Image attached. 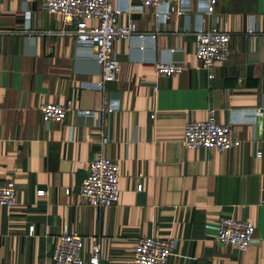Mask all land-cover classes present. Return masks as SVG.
I'll return each instance as SVG.
<instances>
[{
	"label": "crops",
	"instance_id": "crops-1",
	"mask_svg": "<svg viewBox=\"0 0 264 264\" xmlns=\"http://www.w3.org/2000/svg\"><path fill=\"white\" fill-rule=\"evenodd\" d=\"M215 1L206 15V0H181V13L158 26L152 8L109 0L121 24L133 21L155 39L144 50L116 40L119 80L98 92L100 67L87 46L60 33L46 0H0V184L15 188L14 207H0V264H53L64 228L84 238L85 264L93 239L100 264H131L145 237L176 240L168 264H264V0ZM211 28L230 36L213 79L194 57V33ZM157 61L185 70L158 76ZM68 100L64 122L42 121L41 105ZM104 106L103 116H88ZM209 109L231 124L238 148L183 147L186 124L205 121ZM99 151L118 164L120 192L116 205L94 210L78 190ZM221 217L254 226L245 252L216 243Z\"/></svg>",
	"mask_w": 264,
	"mask_h": 264
},
{
	"label": "built area",
	"instance_id": "built-area-1",
	"mask_svg": "<svg viewBox=\"0 0 264 264\" xmlns=\"http://www.w3.org/2000/svg\"><path fill=\"white\" fill-rule=\"evenodd\" d=\"M138 9L152 8L158 26L164 25L176 10L181 0H136ZM206 15H213L215 0H206ZM44 7L48 14L60 16L61 34H72L79 45L87 46L89 54L100 67V82L96 90L103 92L106 84L119 80L120 62L114 52L116 40H137L139 49L154 47V34L139 35L133 21L120 23L121 11L114 8L109 0H46ZM159 28L156 29V32ZM1 36V33H0ZM194 57L199 67L213 79L212 69L217 64L228 61L230 36L219 32L216 28L208 31H196ZM158 76L169 77L185 70L182 62L154 63ZM107 103V102H106ZM72 101L64 104H43L39 107L44 123H62L72 112ZM256 110L255 114H261ZM108 110L101 108L98 113L87 112L92 119L103 116ZM106 139L101 140L105 144ZM182 145L188 150H213L218 153L228 152L240 146L234 135L231 124L221 125L215 120V110L209 109L207 119L200 122H188L185 126ZM260 158V154L256 155ZM118 164L99 151L86 168V175L81 181L78 194L82 205L94 210L107 209L117 204L119 199ZM68 193V191L66 192ZM37 192L38 197L44 196ZM15 205L14 184L7 181L0 184V207L8 210ZM255 228L245 221L231 217H221L216 227L215 241L221 245L232 246L239 252H245L253 243ZM92 253L88 264H100V248L96 240H92ZM84 238L78 233L64 228L60 233L57 245L52 254L53 264H85L82 259ZM176 240L158 239L154 237L139 238L132 250L131 264H168L174 251Z\"/></svg>",
	"mask_w": 264,
	"mask_h": 264
}]
</instances>
